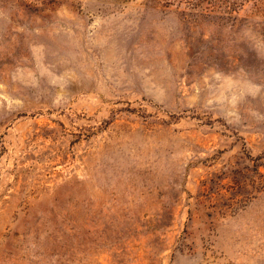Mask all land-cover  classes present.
<instances>
[{
    "label": "rangeland",
    "instance_id": "374dc122",
    "mask_svg": "<svg viewBox=\"0 0 264 264\" xmlns=\"http://www.w3.org/2000/svg\"><path fill=\"white\" fill-rule=\"evenodd\" d=\"M0 264H264V0H0Z\"/></svg>",
    "mask_w": 264,
    "mask_h": 264
}]
</instances>
